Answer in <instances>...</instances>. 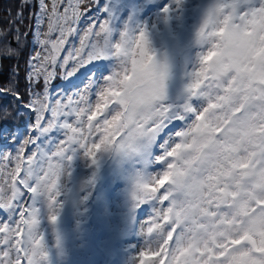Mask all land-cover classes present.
<instances>
[{
	"label": "snow or ice",
	"instance_id": "snow-or-ice-1",
	"mask_svg": "<svg viewBox=\"0 0 264 264\" xmlns=\"http://www.w3.org/2000/svg\"><path fill=\"white\" fill-rule=\"evenodd\" d=\"M95 5L37 2L28 100L13 94L28 122L0 126L17 145L0 150V264H38L36 199L54 209L73 155L108 151L135 158L150 208L135 264H264V0Z\"/></svg>",
	"mask_w": 264,
	"mask_h": 264
},
{
	"label": "rangeland",
	"instance_id": "rangeland-1",
	"mask_svg": "<svg viewBox=\"0 0 264 264\" xmlns=\"http://www.w3.org/2000/svg\"><path fill=\"white\" fill-rule=\"evenodd\" d=\"M37 2L38 0L33 9L31 5L29 6L32 15L38 11ZM90 2L91 7L95 9V0ZM112 2L119 3V0ZM193 2L196 3L198 0ZM19 11H21L20 7L16 10V14ZM88 15L92 18H104L98 11H92ZM16 19L18 20L16 29L19 30L21 17L17 16ZM87 24L88 17H85L81 20L80 27L83 29ZM7 28L6 26L0 29V39L3 37L0 41V53L11 52L7 41L11 33ZM34 31L35 29L33 35ZM13 34H11L12 39L21 43L20 36ZM25 37V35L22 37L23 41L26 40ZM78 40V37H72L71 43L78 45ZM25 50L26 53L22 55V59H26L25 68L18 67L17 59L13 62V67L20 72L16 85L12 86L13 81H7L4 86L0 85V97H8L12 101V105L0 110V126L5 124V117L11 118L10 114L15 112L13 116L20 125L9 131L17 134L24 131L28 122V113L24 108L16 110L18 103L13 98V94L21 90L23 94L19 93L23 96V100L20 103L28 100L27 68L31 57L40 50L34 36L32 40L27 41ZM19 56L21 52L16 50L14 57L19 58ZM11 76L15 77V75ZM54 84L57 88L66 86L59 76ZM8 125L9 123L6 126ZM16 146V142L11 137L0 138V150L12 151ZM119 157L120 154L115 152H101L97 156L96 163L93 164L84 155L74 154L72 160L67 163L66 170L59 177L56 207L54 209L50 207L47 197L36 199L35 231L40 238L42 253L38 264H135V254L142 243L141 224L147 219L150 208L138 206L134 199L138 173L135 158L127 159L131 161L130 164L123 162L121 165H114ZM123 157L121 155V159ZM52 215H55V220L51 219Z\"/></svg>",
	"mask_w": 264,
	"mask_h": 264
},
{
	"label": "trees",
	"instance_id": "trees-1",
	"mask_svg": "<svg viewBox=\"0 0 264 264\" xmlns=\"http://www.w3.org/2000/svg\"><path fill=\"white\" fill-rule=\"evenodd\" d=\"M22 3H23V0H0V29H4L7 26L8 32H10L11 34L14 33L13 36L15 35V33L19 35L20 41H21V43L16 42L15 40L12 39L11 34L8 35L7 41L11 47V52L9 51V52L0 53V82H1L0 85L1 86H4L7 81H13L12 86L16 85V81L19 80L20 78V74H19L20 72H17L16 68L13 67L14 59H17L19 68L21 69L25 68L24 62L26 61V59H22V55L26 53L25 49L27 46V41L32 40L34 36L33 30H34L35 20L33 18L31 10L29 9V6L31 5V9H33L34 6H36V0H28L27 6L23 8V16L21 17V22L19 25L18 32H20V34H18L16 31L17 30L16 24L18 23V20L16 19L17 17L16 10L18 9V7L21 8ZM9 16L10 17L12 16L13 18H10ZM24 35L26 36L25 37L26 40H24L26 42L22 40V37ZM2 40H3V37L0 39V41ZM16 50L21 52V56H19V58L14 57L16 54ZM20 63H22L23 65H20ZM11 75H15V77L12 78ZM19 92L23 94L21 90H19ZM10 104L12 105V101L8 97H4V98L0 97V110H3L6 107H9ZM13 115H15V112L12 113V115L10 114V116H12L11 118H9L8 116L4 118L5 124L3 123L2 127H4L7 130H12L14 127H17L18 125H20L19 123H17L18 121L15 120V117ZM7 123H9L8 126H6ZM109 153H111V151H109ZM129 157L131 156H124L123 159H121V155H120L118 160L116 159V162H114V165L115 164L121 165L123 162L124 163L127 162L126 164H130L131 161L129 160L127 161Z\"/></svg>",
	"mask_w": 264,
	"mask_h": 264
}]
</instances>
